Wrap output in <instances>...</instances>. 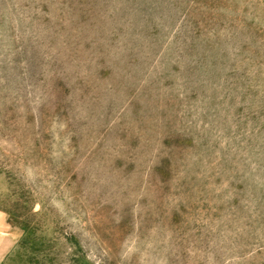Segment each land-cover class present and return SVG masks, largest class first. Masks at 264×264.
Here are the masks:
<instances>
[{"label": "rangeland", "instance_id": "obj_1", "mask_svg": "<svg viewBox=\"0 0 264 264\" xmlns=\"http://www.w3.org/2000/svg\"><path fill=\"white\" fill-rule=\"evenodd\" d=\"M0 264H264V0H0Z\"/></svg>", "mask_w": 264, "mask_h": 264}, {"label": "clouds", "instance_id": "obj_2", "mask_svg": "<svg viewBox=\"0 0 264 264\" xmlns=\"http://www.w3.org/2000/svg\"><path fill=\"white\" fill-rule=\"evenodd\" d=\"M0 216L9 218V214L7 212L0 213Z\"/></svg>", "mask_w": 264, "mask_h": 264}]
</instances>
